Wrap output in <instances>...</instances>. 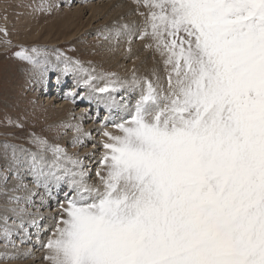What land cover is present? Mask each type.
<instances>
[{"label": "snow or ice", "instance_id": "6c2138e0", "mask_svg": "<svg viewBox=\"0 0 264 264\" xmlns=\"http://www.w3.org/2000/svg\"><path fill=\"white\" fill-rule=\"evenodd\" d=\"M133 2L144 19L140 38L149 37L146 47L163 57L167 84L155 70V82L133 77L139 98L128 119L113 124L121 135L103 133L108 142L97 185L87 183L79 158L33 134L38 153L30 154L31 170L57 186L67 183L71 193L43 245L44 259L264 264V0ZM15 55L41 80L55 70L47 49ZM55 61L65 75L87 71L58 49ZM98 91L111 95L108 87ZM3 147L15 160L16 146ZM0 219L7 247L13 230L7 217ZM18 228L28 234L23 220Z\"/></svg>", "mask_w": 264, "mask_h": 264}, {"label": "rangeland", "instance_id": "374dc122", "mask_svg": "<svg viewBox=\"0 0 264 264\" xmlns=\"http://www.w3.org/2000/svg\"><path fill=\"white\" fill-rule=\"evenodd\" d=\"M131 1L133 0H123L122 4L132 3ZM113 2L114 0H0V139H3L0 140V186L10 191V194L0 193V205H21V200L17 202L13 196H23V192L30 193L28 196H24L23 199L26 201L22 204L26 207V211H29L23 220L25 227L28 228V234L25 235L18 228L20 218L8 217L9 227L13 230L12 244L6 247L4 238L0 236V264H28L31 262L50 264L49 261L44 260L48 250L43 245L53 236L57 220L62 213L61 206L66 201V195H71L69 189L57 192L45 189L44 183L40 184L41 178L31 170L30 154L38 153L37 145L33 143V134L46 140L49 145H58L69 156L79 158L82 162L84 153L97 151L93 155L94 157L99 155L98 161L89 160L84 166L87 165V177L90 180L88 184L96 183L95 185H97L100 183L96 173L100 169L101 174L104 172L100 159L106 150L102 147L103 143L95 145L94 137L101 136L102 131L100 130L104 128L94 115L79 111L78 103L82 96L76 93L79 91L74 90V85H79L78 83L82 79L81 86L92 91L93 88L98 90L97 86L108 87L109 92L116 93L118 97L122 78L128 75L127 72L130 68H133V60L122 57L117 59L114 55L116 48L119 51L118 46H115L116 43L112 44L111 37L113 36L107 31L110 30L109 26L112 24L110 19L117 17L114 15L118 11L116 5L119 1ZM41 4L45 5V8L41 9ZM105 4L107 10L100 14ZM91 7L98 8V10H94L95 12L92 13ZM135 9L137 10V8ZM141 9L140 11H145V9ZM92 16L95 18L92 19ZM140 26L141 24L138 25V27ZM142 28V26L138 28V37L132 38V47H128L129 55L137 49L138 45L140 46L138 38ZM5 30L7 35L4 34ZM32 47L47 49L50 59L55 65V70L49 71L43 80L31 74V65L15 55L22 48L31 49ZM140 48L146 51L147 47L141 45ZM57 49L65 56L78 60L87 71L63 74L61 71L63 65L57 64L55 61V50ZM157 56L161 59L160 55ZM51 83L57 86L63 84L65 88L64 83H66L68 90L65 91V95H60L57 99L49 96ZM166 84L165 74L164 85L166 86ZM63 90L65 89L63 88ZM45 94L47 95L45 96ZM138 97L135 95L130 99L129 104L126 101L125 105L129 107L134 104ZM61 103L67 105L70 111L67 109L66 113H63L59 109ZM78 120L82 121L81 124L78 123L79 127L74 124ZM17 125H22V127ZM91 127L94 132L91 131L92 134L86 136L90 139L84 142L85 135L82 130L86 132ZM100 136L96 143L100 142ZM5 144L16 146L15 160L12 157L13 149L4 148ZM44 155L48 163L53 161L54 156L51 151ZM47 171L48 169L45 172ZM47 182L51 188L56 185L55 181L50 178L47 179ZM49 192L51 195L48 194ZM47 194L51 198L55 197L54 207L48 198L45 199L44 204L40 203L41 196ZM64 205L67 206L66 203ZM39 210L48 216L52 215L53 223H48L49 219L46 217L45 221L42 218V221L38 219L40 224L37 222L35 227L27 226L28 221L39 217ZM2 217L0 214V218ZM13 221H15V226ZM2 224L3 219H0V225ZM35 228L40 230L39 237L36 236V231H33ZM36 240L37 242H35ZM25 253L28 254L25 255ZM5 254L15 258H5Z\"/></svg>", "mask_w": 264, "mask_h": 264}, {"label": "bare ground", "instance_id": "6f19581e", "mask_svg": "<svg viewBox=\"0 0 264 264\" xmlns=\"http://www.w3.org/2000/svg\"><path fill=\"white\" fill-rule=\"evenodd\" d=\"M119 2H118V4L116 5V9H118V11L117 12H115L114 14V16H117L116 17V19H110L111 21V23L112 24H110V30L108 29L107 31H108V34L110 33L111 34V36H113V37H111L112 38V40H113V45H115V43H116V47L118 46V50L119 51H117V48H116V52L114 53V55L117 57V59H119V58H125V59H128V58H130L131 59V61L133 60V68L131 69H129V72H127L128 73V75H126V76H124L123 78H122V80H121V82H120V86H121V89H118V90H121V91H118V92H120V94H119V96H121V97H123V98H128L129 96H130V93H131V95H132V91H139V88L138 87H134L133 85H132V81H133V77L135 76V78L137 79V80H140L141 82L143 81V78H148V79H152L154 82H155V78H154V76H153V70H155V73H156V76H158L159 77V82L161 83V84H165V74H166V76H167V70H166V68H165V65H164V63H161V62H163V57H161V59L157 56V55H160L156 50H155V48L153 47V48H149V47H147L145 50L146 51H143V49H141L140 48V46L141 45H148V44H151L152 43V41H151V39L149 38V37H144L143 39H141L140 37L138 38V39H140V42H139V44H140V46L138 47H136L137 49L136 50H134L133 52H132V54L131 55H129V53H128V47L129 46H131L132 47V44H133V40H132V38L133 37H138V28H141V26L143 27V25H144V19H143V17H141L139 14H138V12H137V10L135 9L136 8V5H135V3L133 2V1H131L132 3H125V4H122V2H123V0H118ZM128 1V0H127ZM114 2H115V0H114ZM113 2V3H114ZM116 3V2H115ZM111 5V4H110ZM89 6V5H88ZM91 6V5H90ZM94 6V5H93ZM109 6V5H108ZM108 6H107V8H108ZM94 10H98V8H93V7H91V12L92 13H94L95 11ZM105 10H107L106 9V4H105V7L104 8H102V11H101V13L100 14H103V12L105 11ZM142 10V9H141ZM99 14V13H98ZM99 14V15H100ZM119 15V16H118ZM113 16V17H114ZM141 17V18H140ZM93 18H95V16H92V19ZM139 24H141V26L140 27H138V25ZM124 25H128V28L126 29V28H124ZM96 28V27H95ZM107 33V32H106ZM119 33V34H118ZM85 34V33H84ZM109 40V39H108ZM112 40H110V41H112ZM117 40V41H116ZM131 42H132V44H131ZM137 42V41H136ZM137 42V43H138ZM109 44H111V43H109ZM130 47V48H131ZM131 51V50H130ZM161 56V55H160ZM158 60H160V61H158ZM122 66V65H121ZM122 69V68H121ZM123 69H124V67H123ZM123 72V71H122ZM123 74V73H122ZM117 75V74H116ZM125 75V74H124ZM123 76V75H122ZM138 93H140V91L138 92ZM112 96H114L115 98L114 99H110V97H112ZM138 96V95H137ZM99 98H101L103 101H105L107 104L104 106L105 107V109L106 110H111L112 109V107H110L109 108V106H111V103L112 104H114V109H115V111L116 112H119V107H121V108H124L125 107V102L126 101H122V100H117L118 99V97L116 96V93H112L111 95H101V96H99ZM119 101V102H118ZM130 101V99H128L127 100V104H129L128 102ZM134 103H135V101H134ZM63 105V106H62ZM98 108H99V105L96 103L95 104ZM131 106L132 105H129V107H127V108H131ZM59 109L60 110H62V112L64 113H66V110L68 109L69 111H70V109L68 108V106L67 105H65L64 103H61V106L59 107ZM130 109H126V110H122L121 111V115L122 116H124V118H128V116L126 115V113H127V111H129ZM57 111V110H56ZM59 111V110H58ZM57 114H59V113H57ZM67 115V114H66ZM59 116V115H58ZM61 116H62V114H61ZM60 117V116H59ZM62 117H64V116H62ZM72 120V119H71ZM70 120V121H71ZM72 122V121H71ZM81 120H78L77 121V123H74V124H76L78 127H79V124L78 123H80L81 124ZM73 123V122H72ZM62 124V123H61ZM87 128V127H86ZM97 129H98V127H97ZM99 129H101V128H99ZM91 131H92V133L94 132V130H92V127L90 128V129H88L86 132H84V130H82V132L83 133H89L90 132V134H92L91 133ZM100 131H102V135L100 136V135H96V137H94L95 138V140L96 141H98V137L100 136V138H99V140H100V142L99 143H96V141H95V145H97V144H102V143H104V142H108V138L106 137V136H104L103 135V133L104 132H110V133H112L113 135H121V133H120V131L118 130V129H110V128H106V129H102V130H100ZM99 131V132H100ZM95 132H96V130H95ZM98 134H100V133H98ZM84 135V134H83ZM82 136V135H81ZM86 136L88 137V135H85L84 137L85 138H83L84 139V142L87 140H89L90 138H86ZM0 140H3V139H0ZM92 140V139H91ZM94 144V143H93ZM93 146V145H92ZM99 146V145H98ZM94 147V146H93ZM97 149H99V148H97ZM100 150V149H99ZM89 151V150H88ZM84 152V151H83ZM95 152H97V151H95ZM95 152H91V153H88V154H85L84 153V155L82 156V158H84V161L82 162L83 163V166H84V164H86V163H88L89 162V160H92L93 159V162H95L96 160L98 161V157H99V155L98 156H95L94 157V153ZM97 154V153H96ZM104 154V153H103ZM50 163V162H49ZM87 166V165H86ZM86 166H84V169H86ZM94 166H96V165H94ZM93 166V167H94ZM102 168V167H101ZM47 170V168L45 169V171ZM87 170V169H86ZM101 170V169H100ZM102 170H104L103 168H102ZM88 171V170H87ZM87 175H88V173H87ZM39 178H41V181H40V184H42V183H44V186L46 185L47 187H45V189H47V190H49V191H51V192H53L54 190H55V192H57L58 190L59 191H61L62 189H69L68 188V185L66 184V183H61L59 186H57V185H53V188H51V187H49V185H48V182H47V179H45L44 177H39ZM86 180H87V183H89V181L90 180H88V177L86 176ZM94 183H92V185H93ZM96 184V183H95ZM94 184V185H95ZM17 188V187H16ZM13 192V191H12ZM0 193H3V194H10V191H7L5 188H2L1 186H0ZM20 194V193H19ZM30 193H22V195L23 196H13L14 198L15 197H19L20 199L19 200H21V202H22V204H23V202L24 201H26V199H23L24 198V196H28ZM41 201H40V203H42V204H44V202H45V199H46V196L45 195H43V196H41ZM28 199V198H27ZM26 203V202H25ZM66 203V202H65ZM65 203H63V205L65 204ZM13 205V206H10V205H8V206H1L0 205V214L3 216V217H11V218H16V217H18V218H20V220H24V218L26 217V215L28 214V212L29 211H26V207L24 206V205ZM39 206H41V205H39ZM64 207H65V205H64ZM12 209H15L16 211L15 212H13L12 211ZM42 211H38V213H40V215H39V217H36V218H34V219H31V220H35L36 219V221L39 219H43L44 221H45V219H46V217L49 219V221H48V223H53V216L52 215H50V216H48V215H46L45 213H41ZM38 216V215H37ZM58 218V217H57ZM42 219H41V221H42ZM50 220H52L51 222H50ZM27 221V220H26ZM21 222V221H20ZM38 222V221H37ZM17 223V222H16ZM39 223V222H38ZM47 223V222H46ZM40 224V223H39ZM27 226H29L28 225V223H27ZM33 231H36V236H40L39 234H40V230H39V228H35V229H33ZM25 238V237H24ZM35 242H37V240L35 241ZM27 249V248H26ZM25 251V250H24ZM22 257V256H21ZM43 257V256H42ZM42 259V258H41ZM40 259V260H41ZM45 260V259H44ZM30 261H31V259H30ZM38 261V260H37ZM28 262V261H27ZM44 262V261H43ZM33 262H31V263H28V264H32ZM27 264V263H26ZM34 264V263H33ZM42 264V263H41ZM45 264V263H44Z\"/></svg>", "mask_w": 264, "mask_h": 264}]
</instances>
